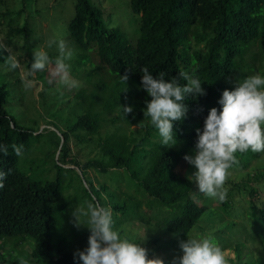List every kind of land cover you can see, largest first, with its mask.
Here are the masks:
<instances>
[{
	"label": "trees",
	"instance_id": "trees-1",
	"mask_svg": "<svg viewBox=\"0 0 264 264\" xmlns=\"http://www.w3.org/2000/svg\"><path fill=\"white\" fill-rule=\"evenodd\" d=\"M128 4L138 15V34L133 44L119 27L107 26L98 5L91 0H73V14L63 31L74 49L75 66L87 63L90 68L84 71L85 77L93 82L87 91L82 88L74 94L84 112L71 129L96 133L102 126V116L95 108L99 105L103 113H111L123 102L125 94L134 91L146 95L133 106L132 113L122 117L125 126L128 129L130 124L147 121L145 101L151 97L141 87V69L145 67L154 77L163 74L166 80L181 71L198 77L206 95L185 99L187 115L174 122L178 141L175 146L161 145L158 131L151 125L128 132L119 127L102 140L112 166L122 169L116 177L117 184H123L122 189L116 191L125 198L118 200L104 185L89 188L95 199L90 197L91 202L112 209L116 220L113 226L143 218L168 234L184 237L205 206L195 203L190 194L192 182L175 168L187 149L194 150L196 129L203 128L208 111L212 107L221 109L218 101L223 90L236 86L237 74L245 78L239 71L251 69L247 62L258 58L256 71L264 76V0H128ZM124 74L129 77L127 83L121 79ZM6 97L5 86L0 83V144L8 146V154H0V170L9 173L0 189V240L28 239L29 257L23 259L28 264H74L73 256L66 250L65 234L56 241L52 239L56 225L65 224L64 217L60 219L61 212L79 204L74 194L63 197L62 174L66 168L56 165L51 179H40L17 168L12 145H23L24 152L33 130L16 124L5 109ZM62 138L64 141L65 136ZM260 154L250 150L237 153L239 163L234 167L247 168ZM90 165H97V161L84 163V167ZM258 175L264 177V166ZM102 192L105 201L100 198ZM254 215L264 227V205L254 210ZM86 233L90 234L89 229ZM218 244L222 250L228 248L230 239L225 237ZM232 252L233 258H226L228 264H250L241 257L237 245ZM161 259L171 264L170 260ZM19 261V256L0 258V264ZM260 264H264V255Z\"/></svg>",
	"mask_w": 264,
	"mask_h": 264
},
{
	"label": "rangeland",
	"instance_id": "rangeland-1",
	"mask_svg": "<svg viewBox=\"0 0 264 264\" xmlns=\"http://www.w3.org/2000/svg\"><path fill=\"white\" fill-rule=\"evenodd\" d=\"M91 1L101 8L107 26L119 27L133 44L138 34V15L131 11L128 0ZM72 14L73 0H0V39L11 47L13 54L20 60L22 68L27 71L34 50H44L52 61L55 60L58 49L55 44L49 47V42L52 40L63 39L68 47L73 49L64 34L65 25ZM4 55L6 56L7 53L5 52ZM5 56H0L2 58L0 83L5 86L7 93L5 109L17 125L33 130L27 149L21 157H17L16 166L20 171L40 179H51L56 165L66 168L62 174L63 197H71L74 194L79 204L70 209L71 213L66 209L61 212L60 219L64 217L65 224L56 225L52 239L56 241L65 234L68 238L66 250L73 256L77 249L83 250L88 243L87 228L77 229L74 226L72 212L76 207L91 202L90 197L95 200L89 191L90 185L94 187L104 185L118 200L125 198L117 192L123 185L117 184L116 179L122 173V169L112 166L102 140L119 127L124 128L126 132L128 129H137L134 124L126 128L121 105L127 104L133 107L141 102L146 94L140 91L125 94L127 99L124 98L111 113H103L101 106L98 105L95 109L101 112L102 126L96 133L86 134L71 129V126L84 112V106L74 94L82 88L87 91L93 82L85 77L84 71L90 68L87 63L75 66V54L69 62L72 77L81 84L78 89H68L57 83L49 84L50 77L47 71L38 72L30 77L33 85L26 89L21 80L20 70L10 71ZM259 63L258 58L251 59L247 62L251 69L244 68L239 74L244 73L245 78L259 74L256 71ZM52 66L54 65H50ZM245 78L237 74L236 82H242ZM62 135L65 136L64 141ZM186 154L192 155L194 150L187 149ZM89 160L97 161V165L84 167V163ZM263 166L264 152L253 159L247 168L233 166L224 186L227 189V199L222 206L217 199L200 193L192 183L191 197L195 203L204 205L205 209L184 237L168 234L143 218L121 221L113 226L114 230H117L122 238L140 243L147 248L150 259L159 257L172 261L174 257L182 255L180 241L189 237L202 239L211 235L216 244L225 237L230 239V247L223 249L226 258H233L232 247L237 245L241 257L246 259L245 262L260 264L264 255V238H262L264 227L261 220L258 223L255 221L254 210L264 205V177L260 178L258 175ZM175 171L180 175L188 176L195 171V168L183 158ZM251 189L253 191L250 195L248 191ZM100 198L105 201L104 192ZM217 229L224 231L220 232ZM2 241L0 240V258L19 256L21 260L29 257L28 239L15 242L7 238ZM74 264H82V262L75 260Z\"/></svg>",
	"mask_w": 264,
	"mask_h": 264
},
{
	"label": "clouds",
	"instance_id": "clouds-1",
	"mask_svg": "<svg viewBox=\"0 0 264 264\" xmlns=\"http://www.w3.org/2000/svg\"><path fill=\"white\" fill-rule=\"evenodd\" d=\"M58 49V55L52 61L44 50H34L30 67L25 71L20 60L13 54L11 47L0 39V56H5L10 71L20 70L24 87L31 88L30 77L38 72H48L49 84L57 83L68 89L81 87L78 80L71 75V64L74 58L73 49L65 40H52ZM50 65H54L50 67ZM141 87L151 97L145 101L144 118L136 125L144 128L153 126L159 134L160 143L165 147L175 146L178 141L175 135L174 122L182 121L188 112L184 103L188 96L206 95L201 80L194 74L185 71L177 77L166 80L161 74L154 77L148 68L141 69ZM195 69H193V73ZM128 75H121L127 83ZM180 80L186 81L181 84ZM123 91H127V88ZM127 99V97H125ZM221 109L212 107L204 119L203 128H197V139L194 154L183 158L195 168L187 176L196 189L205 196L224 202L227 189L224 187L230 176V170L239 163L237 153L264 152V76L253 74L242 82H237L232 89H224L218 101ZM123 115L133 112L131 105H121ZM198 111H202L198 109ZM17 157L23 155V145H12ZM0 154H8V146L0 144ZM10 172V170H9ZM9 173L0 170V189H3ZM73 223L77 229H89L87 247L77 249L73 258L82 264H165L164 260L148 257V249L140 243L122 238L114 230L113 214L110 207L101 206L98 202H86L85 206L76 207L72 212ZM182 255L174 257L171 264H228L226 256L214 238L209 235L202 239L188 238L180 241ZM19 264H28L21 259Z\"/></svg>",
	"mask_w": 264,
	"mask_h": 264
}]
</instances>
